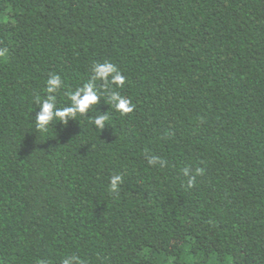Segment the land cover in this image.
Returning <instances> with one entry per match:
<instances>
[{
    "label": "trees",
    "instance_id": "1",
    "mask_svg": "<svg viewBox=\"0 0 264 264\" xmlns=\"http://www.w3.org/2000/svg\"><path fill=\"white\" fill-rule=\"evenodd\" d=\"M0 50V264H264V0H0ZM104 61L124 85L36 129Z\"/></svg>",
    "mask_w": 264,
    "mask_h": 264
},
{
    "label": "clouds",
    "instance_id": "2",
    "mask_svg": "<svg viewBox=\"0 0 264 264\" xmlns=\"http://www.w3.org/2000/svg\"><path fill=\"white\" fill-rule=\"evenodd\" d=\"M0 55H4V51L0 50ZM92 75L90 80L83 84V86L77 87L75 91L70 94V103L62 108L57 107L56 93L63 87V82L58 74L50 75L46 82L47 96L41 101H37L40 111L34 117V123L36 129L41 132H47L48 127L52 122L58 121L62 125L67 124L68 119H74L79 114H86L93 105H97L101 99V95L96 87V81L102 82L104 85H115L122 87L125 83V77L118 71L116 66L111 62L104 61L102 63L97 62L92 64L90 69ZM107 90V89H106ZM109 102L118 111L122 113H130L134 110L132 101L128 98L121 96L116 91H109ZM108 120L107 113L99 114L92 118L91 123L99 131L103 130ZM150 165L159 164L164 166L165 162L155 155L146 156ZM183 174L187 177V184L189 187L193 185L196 177L203 173L202 168L190 169L185 167ZM123 182V177L119 174H115L110 177L109 190L111 192H117L119 186ZM61 264H84V261L77 255H68L62 259Z\"/></svg>",
    "mask_w": 264,
    "mask_h": 264
}]
</instances>
